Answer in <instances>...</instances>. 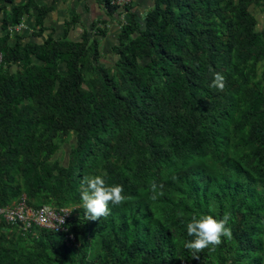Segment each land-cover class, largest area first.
<instances>
[{"label": "trees", "instance_id": "trees-1", "mask_svg": "<svg viewBox=\"0 0 264 264\" xmlns=\"http://www.w3.org/2000/svg\"><path fill=\"white\" fill-rule=\"evenodd\" d=\"M13 2L0 0V207L24 195L70 209L75 242L0 219V264H264V29L251 12L264 0H154L143 16L132 5L107 66L109 0H95L105 20L76 40V15L54 37L52 4ZM31 11L42 42H11L7 29ZM217 72L223 91L210 87ZM104 174L130 199L90 221L80 182ZM225 212L232 239L194 259L186 224Z\"/></svg>", "mask_w": 264, "mask_h": 264}, {"label": "clouds", "instance_id": "clouds-1", "mask_svg": "<svg viewBox=\"0 0 264 264\" xmlns=\"http://www.w3.org/2000/svg\"><path fill=\"white\" fill-rule=\"evenodd\" d=\"M210 87L219 91L226 88V79L221 73H215ZM105 175H85L80 182V207L84 210L87 220L97 221L107 218L110 214L109 205L119 206L128 202L130 197L120 184H108ZM164 184L155 180L150 183V199L156 201L164 195ZM231 213L225 212L221 219L212 215H193L186 224L187 235L193 237L186 241L184 247L190 250L194 259H199L198 253L205 249L215 250L223 239H232V229L229 226ZM63 223V220H62Z\"/></svg>", "mask_w": 264, "mask_h": 264}, {"label": "built area", "instance_id": "built-area-1", "mask_svg": "<svg viewBox=\"0 0 264 264\" xmlns=\"http://www.w3.org/2000/svg\"><path fill=\"white\" fill-rule=\"evenodd\" d=\"M138 1L139 0H109L110 6L117 8L116 12L118 14L116 17H113V19L118 21L119 28L127 23V15L131 6H134ZM22 28L23 23H20L16 26L9 27L7 32L10 36L16 35L21 32ZM1 62L2 55L0 54V63ZM70 214L71 210L66 208L55 209L49 206L31 207L27 204L24 195L11 202L8 206L0 207V219L9 225L17 226L23 233H27L33 228L63 233L65 242L73 244L75 242L74 237L66 226Z\"/></svg>", "mask_w": 264, "mask_h": 264}, {"label": "rangeland", "instance_id": "rangeland-1", "mask_svg": "<svg viewBox=\"0 0 264 264\" xmlns=\"http://www.w3.org/2000/svg\"><path fill=\"white\" fill-rule=\"evenodd\" d=\"M34 1L37 4L42 5V4H46V3L50 2L51 0H34ZM59 2H60V0L56 1V3H55L56 10H57L56 17H53L52 14H48L47 23H46L50 27H55L56 30L58 31L57 35L55 34V37H60L62 34V24L60 23L61 19L71 15V2L72 1L63 0L65 5H61V3H59ZM81 4H83V2ZM84 5H85V2L83 5H80L81 24L83 26H85V28H87L90 25V22L92 21V19H94V16L92 17L94 12H88V10H85ZM75 8H78V6H75ZM251 12L253 13L254 16L256 15V12H253L252 9H251ZM98 13H99V11H98ZM94 14H96V12ZM25 19H28V18H25ZM138 19L141 20V17ZM257 19L259 20V17H257ZM117 22L118 21H115V20L108 22L106 25L105 35L98 37L99 51H100V62L102 65H105V66L113 64V62L115 60V56L112 54L111 48L115 44H117V36L119 34V31H120V28H119ZM261 26H263V24L262 25L260 24V26L257 25L256 28L260 29ZM25 31L26 32L24 34L19 33L16 35L21 36L25 42L32 41V39H34L32 37V34L34 32L33 26H29ZM78 33L79 32H76L72 36L70 35V38L72 37V38L76 39ZM13 36L14 35H11V37H13ZM37 42H42V38L37 39ZM59 72L62 74L65 72V69L62 65L59 67ZM72 142H73V139L69 140V144L63 145L62 150L56 155V157H60L62 162L66 160V154L68 153L69 145Z\"/></svg>", "mask_w": 264, "mask_h": 264}, {"label": "crops", "instance_id": "crops-1", "mask_svg": "<svg viewBox=\"0 0 264 264\" xmlns=\"http://www.w3.org/2000/svg\"><path fill=\"white\" fill-rule=\"evenodd\" d=\"M13 1H14L13 2L14 4L18 5V4L24 3L26 0H13ZM56 1H58V0H51L50 2L46 3V5H51L52 4V10L48 14H52L53 17H56V12H57L56 6H55ZM69 1H72L71 2V15L68 16V17L62 18L61 19V22H60L62 24V31H63V27H64L65 21L70 20L75 15L77 16L75 25H74V27L69 32V35H68V38L69 39L74 40V38H72V37L70 38V35L72 36L76 32H79L78 35H77V37H76V39H79L81 33L89 27L88 26L87 28H85V26H83L81 24V10H80V5H83L84 2H85V5H84V7H85L84 9L85 10H88V12H94V13L96 12V14L93 13L92 17L94 16V19H92V21L90 22V24L92 22H97L99 20H105L104 19V11H103V9L101 7L97 6L95 0H87V1L86 0H69ZM82 2H83V4H81ZM152 2H153L152 0H139L138 2H136L134 4L135 11L137 13H139V16H143V14H145L152 7ZM59 3H61V5H65L64 2H63V0H60ZM42 5H45V4H42ZM75 6H78V8H75ZM98 11H99V13H98ZM252 11L253 12H256V15L254 17L256 18L257 25L260 26V24L261 25L263 24V26H261L260 29H257V28L256 29L257 30L264 29V11H261V9H259L257 7L254 8V9L252 8ZM48 14H47V16H48ZM47 16H46V20H45V26L47 27L48 30L45 33L46 34L52 33L53 36L55 37V34L57 35V32L58 31L56 30L55 27H50V26H48L46 24L47 23ZM257 17H259V20L257 19ZM25 18H28V19H25ZM0 19H1V14H0ZM112 20H115V19L112 18V19L106 20V25H107L108 22H110ZM21 23H23V28H22V30L20 32L21 34H24L26 32L25 30L29 26H33V28H34V26H35V23H34V12L31 11L28 15H25L23 17ZM257 25H256V27H257ZM32 37L34 38V39H32V41H36V42H37V39H40L41 38V37H34L33 34H32ZM12 38L13 37H11V42L13 40ZM22 41L24 43H26L23 39H22Z\"/></svg>", "mask_w": 264, "mask_h": 264}]
</instances>
